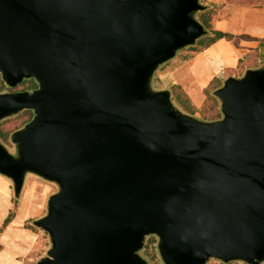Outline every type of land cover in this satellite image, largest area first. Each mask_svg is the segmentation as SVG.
<instances>
[{"label": "water", "instance_id": "1", "mask_svg": "<svg viewBox=\"0 0 264 264\" xmlns=\"http://www.w3.org/2000/svg\"><path fill=\"white\" fill-rule=\"evenodd\" d=\"M200 0H0V175L52 182L35 264L264 261V62L212 90L220 116L177 108L156 70L208 30Z\"/></svg>", "mask_w": 264, "mask_h": 264}, {"label": "rangeland", "instance_id": "2", "mask_svg": "<svg viewBox=\"0 0 264 264\" xmlns=\"http://www.w3.org/2000/svg\"><path fill=\"white\" fill-rule=\"evenodd\" d=\"M203 4L208 7L200 11L196 18L202 22L206 21L207 30H215L217 26H223L230 28L231 31L225 30L233 34L232 40L236 43L243 44V42H249L251 44L250 51L245 57L241 59L240 64H237L233 69H225L222 72V77L225 78L228 75L239 76L247 67H253L252 65L258 66L264 62V5L260 3L264 0H200ZM249 2H254L250 4ZM220 24V25H219ZM251 36V38H247ZM181 54L184 52L186 55H192L196 51L189 49L187 47L179 50ZM250 65V66H249ZM155 82L157 86L152 84L154 88H161L159 74L162 73V68L155 72ZM4 82V81H3ZM5 83V82H4ZM221 84V83H220ZM24 85L18 84L14 87H9L6 83L3 87V91H13V90H23ZM1 91V92H3ZM209 104V103H208ZM176 106V104H175ZM179 108L178 106H176ZM180 109V108H179ZM181 110V109H180ZM183 111V110H182ZM203 118L201 114L198 116ZM206 119V118H203ZM24 124L23 118L20 115L14 114L12 116L6 117L0 120V127L3 130L10 131L20 128ZM12 132H10L11 134ZM10 134L8 138L2 139L0 141L11 151L14 152V144L10 140ZM45 192L46 195H42L39 199V191ZM57 190V186L52 183L43 180L33 174H27L24 180V185L22 187L20 196L15 201L18 206L21 199H25V195L29 193L32 194L31 198L33 202L29 205L27 211L28 217L25 220L26 228L32 232H37V240L34 247L27 254L28 258H25V264H35L36 260L45 254L50 243L46 232L42 229L34 226L32 220L44 215L46 212V200L47 197ZM13 192V190H12ZM13 195V193H12ZM35 197V198H34ZM14 201V200H13ZM12 207L14 209V202H12ZM17 210V209H16ZM25 210H22L20 214H25ZM21 216V215H20ZM35 228H33V227ZM5 238V237H4ZM8 235H6V238ZM157 238L154 235H149L145 238L143 248L140 250V254L147 259L149 264H163L159 258L156 249ZM205 264H246L242 261H231L228 263L221 262L217 259H209ZM264 264V261L261 263Z\"/></svg>", "mask_w": 264, "mask_h": 264}, {"label": "crops", "instance_id": "3", "mask_svg": "<svg viewBox=\"0 0 264 264\" xmlns=\"http://www.w3.org/2000/svg\"><path fill=\"white\" fill-rule=\"evenodd\" d=\"M217 29L231 31L222 25L217 26ZM248 43L239 44L232 39L220 38L192 55L177 52L162 67V73L159 74L161 88H168L172 100L182 102L194 111L193 115L199 116L206 100L204 89L213 78L222 81V72L233 69L240 59L247 56L251 47ZM12 193L10 180L0 175V229L12 208ZM38 193L39 199L46 195L42 190ZM31 195L29 193L25 195V199L20 200L15 216L0 231V264H25V258L29 259L27 254L34 247L38 236L37 232L25 227V220L29 215L26 210L33 202ZM22 210L26 213L20 214Z\"/></svg>", "mask_w": 264, "mask_h": 264}, {"label": "trees", "instance_id": "4", "mask_svg": "<svg viewBox=\"0 0 264 264\" xmlns=\"http://www.w3.org/2000/svg\"><path fill=\"white\" fill-rule=\"evenodd\" d=\"M250 1H253V0H250ZM260 1H262V0H260ZM249 3L250 4H253L254 2H249ZM260 5H264V2L260 3ZM207 7L208 6L206 5L205 8H207ZM200 11H202V10H200ZM200 11H197L195 13V16H197V14ZM202 23L206 27V24H207L206 21L203 20ZM232 37H233V34L232 33H229V32H225V31L218 30V29L209 30L206 35H204L201 38H199L196 41L195 44L190 45V46H187V48L193 49V50H195L197 52V51H201V50L207 48L208 46H210L212 43H214L216 40H218L220 38H225L227 40H230V39H232ZM247 38H251V36H247ZM240 62H241V59L238 61V64H240ZM163 65L164 64H162L157 70H159L160 68H162ZM252 66L255 67V65H252ZM155 74H154V77H153V80H152L153 81L152 84L153 85L155 84L157 86V84L155 82V77H156ZM220 83H221V80H219L217 78H213L210 81V83L208 84V86L204 89L205 94H206V100H205V104H203V106H202V108L200 110V114H201V116L203 118H206V119H214V118H217V117L220 116L219 102L212 95V90L215 89L217 86H219ZM20 84H23L24 85V89H27V90H30V89L36 87V85H37L36 81L33 78L24 79ZM4 86H5V83L3 82L2 78H1V75H0V92L3 91V87ZM173 102L181 110H183V111H185L187 113H190V114H193L194 113L193 110L189 109L182 102L176 103L174 100H173ZM18 114L20 115V117L23 118V122L25 123L26 121H28L31 118L32 111L30 109H23V110L19 111ZM13 131L12 130L6 131V130H3L0 127V138H2V139L8 138L10 132H13ZM12 199L14 200L13 202H14V206L15 207H14V209H13V207L10 209L8 215L6 216V218L4 219V221L2 223L1 229L4 226H6L9 223V221L15 216L16 209H17V205H16L17 203L15 201H17V199L14 196H13ZM25 227H26V225H25ZM31 227H33V226H31ZM33 228H35V227H33ZM1 229H0V231H1Z\"/></svg>", "mask_w": 264, "mask_h": 264}, {"label": "flooded vegetation", "instance_id": "5", "mask_svg": "<svg viewBox=\"0 0 264 264\" xmlns=\"http://www.w3.org/2000/svg\"><path fill=\"white\" fill-rule=\"evenodd\" d=\"M33 89V88H32ZM31 90V89H30Z\"/></svg>", "mask_w": 264, "mask_h": 264}]
</instances>
